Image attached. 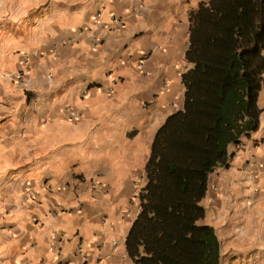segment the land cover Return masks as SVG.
<instances>
[{
	"label": "crops",
	"instance_id": "0c3cea01",
	"mask_svg": "<svg viewBox=\"0 0 264 264\" xmlns=\"http://www.w3.org/2000/svg\"><path fill=\"white\" fill-rule=\"evenodd\" d=\"M205 2L0 0V264H134L137 195L183 111ZM259 107L202 202L221 264H264V86Z\"/></svg>",
	"mask_w": 264,
	"mask_h": 264
},
{
	"label": "trees",
	"instance_id": "16d2710c",
	"mask_svg": "<svg viewBox=\"0 0 264 264\" xmlns=\"http://www.w3.org/2000/svg\"><path fill=\"white\" fill-rule=\"evenodd\" d=\"M183 111L159 133L126 239L134 264H221L202 202L209 177L228 168L259 131L264 86V0H208L191 33Z\"/></svg>",
	"mask_w": 264,
	"mask_h": 264
},
{
	"label": "rangeland",
	"instance_id": "374dc122",
	"mask_svg": "<svg viewBox=\"0 0 264 264\" xmlns=\"http://www.w3.org/2000/svg\"><path fill=\"white\" fill-rule=\"evenodd\" d=\"M207 1H208V0H206V2H207ZM206 2H205V3H206ZM165 89H166V88H165Z\"/></svg>",
	"mask_w": 264,
	"mask_h": 264
}]
</instances>
